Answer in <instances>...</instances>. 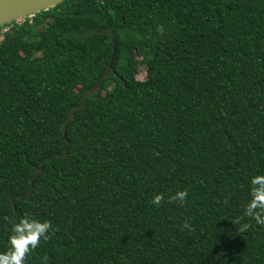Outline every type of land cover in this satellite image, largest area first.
I'll return each mask as SVG.
<instances>
[{"label": "trees", "instance_id": "trees-1", "mask_svg": "<svg viewBox=\"0 0 264 264\" xmlns=\"http://www.w3.org/2000/svg\"><path fill=\"white\" fill-rule=\"evenodd\" d=\"M258 174L264 0H64L0 25V252L28 215L53 232L25 264H264Z\"/></svg>", "mask_w": 264, "mask_h": 264}, {"label": "clouds", "instance_id": "clouds-1", "mask_svg": "<svg viewBox=\"0 0 264 264\" xmlns=\"http://www.w3.org/2000/svg\"><path fill=\"white\" fill-rule=\"evenodd\" d=\"M250 199L244 208V217L254 219L258 225H264V174L252 176L250 179ZM188 196L187 189L177 190L174 195L168 198V203L183 205ZM164 194H155L151 203L160 206L164 202ZM242 217L232 219L235 225H239L238 231L244 232L251 225L248 223L241 224ZM9 236V247L6 251L0 252V264H25V260L30 252L35 250L41 240L50 239L49 233L53 232L51 221H41L34 217L24 215L19 221H11ZM184 228L193 231L191 224L184 222ZM49 257L47 254L41 257L42 264H48Z\"/></svg>", "mask_w": 264, "mask_h": 264}, {"label": "water", "instance_id": "water-1", "mask_svg": "<svg viewBox=\"0 0 264 264\" xmlns=\"http://www.w3.org/2000/svg\"><path fill=\"white\" fill-rule=\"evenodd\" d=\"M62 1L64 0H0V25L12 22L19 18L32 16L36 12L46 10L50 7L59 4ZM99 31L103 33H108L113 42L112 57L107 71V74H109V72L112 70L113 64L118 53L119 43L114 32L108 31L106 29H101ZM107 74L104 75L106 76ZM103 77L99 80L98 84L94 88H91L85 93L83 103L80 107L84 106V103L88 97L92 96L94 92L101 88ZM50 159L51 158H49L48 160ZM44 163L45 161L42 163V167Z\"/></svg>", "mask_w": 264, "mask_h": 264}, {"label": "rangeland", "instance_id": "rangeland-1", "mask_svg": "<svg viewBox=\"0 0 264 264\" xmlns=\"http://www.w3.org/2000/svg\"><path fill=\"white\" fill-rule=\"evenodd\" d=\"M9 28V27H7ZM146 76V71L144 70V68L141 69L140 73L138 74V78L139 79H144Z\"/></svg>", "mask_w": 264, "mask_h": 264}]
</instances>
